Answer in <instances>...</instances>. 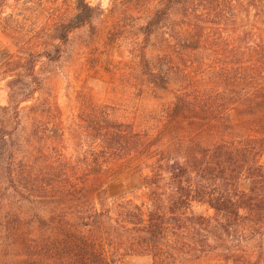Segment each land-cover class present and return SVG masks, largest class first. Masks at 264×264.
<instances>
[{
	"label": "trees",
	"instance_id": "trees-1",
	"mask_svg": "<svg viewBox=\"0 0 264 264\" xmlns=\"http://www.w3.org/2000/svg\"><path fill=\"white\" fill-rule=\"evenodd\" d=\"M160 4L146 41L174 15L181 21L168 48L154 50L149 81L168 88L177 69L180 79L176 100L146 129L87 87L78 91L79 122L66 128L44 89L38 64L60 59L70 32L92 21L85 0L53 37L12 32L11 47L0 41L8 95L0 104V264H115L127 255L264 264V0ZM139 56L147 58L142 45ZM124 174L140 184L111 196Z\"/></svg>",
	"mask_w": 264,
	"mask_h": 264
},
{
	"label": "rangeland",
	"instance_id": "rangeland-1",
	"mask_svg": "<svg viewBox=\"0 0 264 264\" xmlns=\"http://www.w3.org/2000/svg\"><path fill=\"white\" fill-rule=\"evenodd\" d=\"M85 1L94 8L92 21L70 32L66 44L54 39V44L62 45L60 59L48 61L44 57L38 64L44 89L51 92L61 109L66 128L79 122L78 91L87 87L115 106L119 117L133 121L138 129H146L150 126L146 119L162 114L176 100L179 70L172 73L169 87L163 88L149 81L147 66L156 48H168V39L172 38L169 31L174 34L179 30L176 22L181 17L174 15L176 22L169 29L164 28L146 41L144 26L161 7L160 0ZM78 4L79 0H0V41L10 46L7 34L12 32L36 39L53 37L63 21L76 17ZM9 16L13 29L4 28L3 18ZM141 45L148 59L139 56ZM2 85L0 104H6L8 95ZM140 181L139 175L124 174L111 184L110 195L131 193ZM245 185L243 180L242 186ZM194 210L204 214L213 212L205 204H195ZM115 264H152V260L148 256L127 255ZM203 264L222 263L208 260Z\"/></svg>",
	"mask_w": 264,
	"mask_h": 264
}]
</instances>
